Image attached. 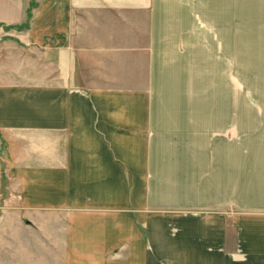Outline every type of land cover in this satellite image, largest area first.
Wrapping results in <instances>:
<instances>
[{
  "label": "crops",
  "instance_id": "1",
  "mask_svg": "<svg viewBox=\"0 0 264 264\" xmlns=\"http://www.w3.org/2000/svg\"><path fill=\"white\" fill-rule=\"evenodd\" d=\"M28 2L0 0V23L22 22ZM43 7L28 37L43 42L45 76L0 79V264L20 248L3 228H27L45 264H264V113L207 115L203 150L173 128L183 135L165 152L148 97L111 88V58L138 64L155 42L178 39L157 36L158 18H192L195 0ZM197 174L202 197L184 187Z\"/></svg>",
  "mask_w": 264,
  "mask_h": 264
},
{
  "label": "rangeland",
  "instance_id": "2",
  "mask_svg": "<svg viewBox=\"0 0 264 264\" xmlns=\"http://www.w3.org/2000/svg\"><path fill=\"white\" fill-rule=\"evenodd\" d=\"M43 9V0H29L22 22L0 23L1 80L23 83L45 76L48 69L44 68L43 42L28 37L32 18L42 16ZM168 20L165 15L158 18L157 36L172 35L178 39L155 42L153 55L149 49L146 58H138V64L135 58L128 65V58L123 55L112 57L116 63L111 64V88L148 97V113L157 115L158 123L164 126L161 136L165 152L175 144L173 135H183L173 128L187 130L188 134L193 131L197 150H203L207 115L217 124L214 119L219 115L230 119L237 113H264V0H195L192 18L179 10L171 24H167ZM83 77V85L91 80H87L91 74L83 73ZM159 138H154L153 143H159ZM233 144L228 141V145ZM202 180L197 174L195 184L184 187L202 197ZM164 188L167 191L172 187ZM3 191L4 185L0 187ZM27 230L3 228V240L20 245L18 250H5L4 264H12L11 256L16 252L20 264H45L47 250L27 249L28 242L36 239L34 235L29 238Z\"/></svg>",
  "mask_w": 264,
  "mask_h": 264
}]
</instances>
